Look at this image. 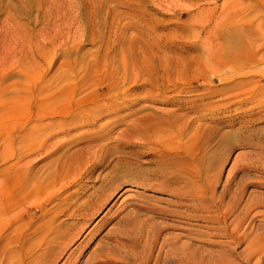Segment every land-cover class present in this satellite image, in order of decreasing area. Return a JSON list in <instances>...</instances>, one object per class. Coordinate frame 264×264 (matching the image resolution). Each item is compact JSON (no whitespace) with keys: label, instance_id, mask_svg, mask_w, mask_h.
<instances>
[{"label":"rangeland","instance_id":"rangeland-1","mask_svg":"<svg viewBox=\"0 0 264 264\" xmlns=\"http://www.w3.org/2000/svg\"><path fill=\"white\" fill-rule=\"evenodd\" d=\"M206 258L264 264V0H0V264Z\"/></svg>","mask_w":264,"mask_h":264},{"label":"bare ground","instance_id":"bare-ground-1","mask_svg":"<svg viewBox=\"0 0 264 264\" xmlns=\"http://www.w3.org/2000/svg\"><path fill=\"white\" fill-rule=\"evenodd\" d=\"M219 57H220V55H219ZM170 123V122H169ZM169 123H168V127L169 128H172V127H174V126H171V125H169ZM167 124V123H166ZM171 124V123H170ZM174 125V124H173ZM171 133V132H170ZM178 133H180L181 134V131H179ZM177 133V134H178ZM179 135V134H178ZM149 138V137H148ZM158 142V141H157ZM154 143V142H153ZM153 143H150L149 142V144H153ZM156 145H159V143H157ZM161 145V144H160ZM163 145V144H162ZM161 145V146H162ZM51 152V151H50ZM175 152V151H174ZM189 153V152H188ZM192 157V156H191ZM187 163V162H186ZM160 170V169H159ZM162 170V169H161ZM159 172V171H158ZM161 172V171H160ZM163 172V171H162ZM190 172V171H189ZM185 174V173H184ZM182 176V175H181ZM36 177V176H35ZM39 182V181H38ZM41 184V183H40ZM106 184V183H105ZM189 184V183H188ZM37 186V185H36ZM35 187V186H34ZM63 187V186H62ZM36 188V187H35ZM39 187L37 186V189H38ZM105 190V189H104ZM116 190V189H115ZM127 190V189H126ZM103 192V191H102ZM105 192V191H104ZM111 192V191H110ZM100 194V193H99ZM103 194V193H102ZM105 195V194H104ZM107 197H110V196H107ZM96 198V197H95ZM94 199V198H93ZM103 202V201H102ZM91 204V203H90ZM100 205V207H101V204H99ZM99 205H92L90 208L93 210V211H96L97 209H98V207H99ZM208 207V206H207ZM98 211V210H97ZM190 216V215H189ZM240 223V222H239ZM217 229V228H216ZM211 253V252H210ZM173 254V253H172ZM194 254H196V253H194ZM191 255V254H190ZM98 257V256H97ZM187 257H189V256H187ZM195 257V256H194ZM173 259V258H172ZM186 259H188V258H186ZM158 260V259H157ZM176 260V259H175ZM181 260H183V259H181ZM221 260V259H220ZM186 261V260H185ZM117 262V261H116ZM156 262V261H155ZM192 262H193V260H192ZM194 262H195V260H194ZM201 263H203V264H221V262L220 261H214L213 259H211V258H206L205 260H202V259H198L197 260V263L196 264H201ZM224 263V262H223ZM108 264V263H107ZM177 264V263H176ZM225 264V263H224Z\"/></svg>","mask_w":264,"mask_h":264}]
</instances>
